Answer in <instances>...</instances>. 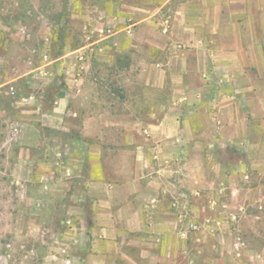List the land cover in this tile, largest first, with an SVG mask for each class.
<instances>
[{"label":"crops","instance_id":"0c3cea01","mask_svg":"<svg viewBox=\"0 0 264 264\" xmlns=\"http://www.w3.org/2000/svg\"><path fill=\"white\" fill-rule=\"evenodd\" d=\"M70 18L102 36L64 56H46L35 76L50 79L48 70L68 54L74 66L87 64L80 53L101 43L132 66L128 79L158 96L141 107L135 95L126 105L132 120L124 126L139 135L125 138L123 150L108 134L102 89L97 104L77 105L76 97L88 92L81 87L85 74L73 75L68 90L22 97L36 117L9 127L28 152L52 145L51 156L36 158L37 168L53 167L39 173L43 191L68 179L74 191L63 222L70 242L83 241L82 251L57 246L52 256L62 264H176L179 246L180 255L186 252L189 223L202 235L229 222L240 228L248 218L264 225V6L258 0H70ZM33 161L21 152L11 170L21 190L34 175ZM193 205L224 213L186 222L185 209Z\"/></svg>","mask_w":264,"mask_h":264},{"label":"rangeland","instance_id":"374dc122","mask_svg":"<svg viewBox=\"0 0 264 264\" xmlns=\"http://www.w3.org/2000/svg\"><path fill=\"white\" fill-rule=\"evenodd\" d=\"M258 4L264 6V0H258ZM0 25L11 29L0 28V82L16 78L0 88V264H62L61 259L56 260L52 256L57 253V246H72L78 252L82 251L79 244L83 241L70 242V230L63 222L69 216L68 206L75 203L70 195L74 191L68 189L69 179L58 180V187L52 186L49 191H43L39 173L53 167L46 162L37 168L36 158L44 154L51 156L52 145L45 146L43 150L34 147L28 152L19 145L18 132L9 127L10 121H20L31 115L36 117L35 113L26 112L28 106L22 102V97L34 93L41 98L38 91L54 87L68 90L72 83L69 79L73 75L79 77L85 74L81 87L88 92L76 97L77 105L84 104L85 99L97 104L102 89L103 98L109 105L111 124L108 134L119 140L120 144H115V147H123V150L126 148L125 138L139 135L136 129L124 126L132 120L126 105L131 104L132 97L137 95L139 105L145 107L158 94L155 89L128 79L133 75L132 66L124 61L122 54L101 43L82 50L80 55L88 56L85 60L87 64L74 66L73 57L68 54L53 65V73L48 70L50 79L42 80L35 76L36 68L44 63L46 56H64L79 45L102 36L97 28L80 29L83 21L70 18V0H0ZM103 54L110 55V59L102 58ZM259 84L264 91V80ZM6 90H14V94H7ZM46 104L50 103L45 99ZM143 112L139 113L142 119ZM114 122L120 123V126L117 127ZM46 132L53 133L50 129ZM69 134L64 131L61 136L68 138ZM21 152L30 153L34 159V175L23 190L11 175ZM250 178L248 182L252 181ZM37 199L41 200L40 204H37ZM185 210L186 222L202 221L204 215L219 218L224 213L223 209L202 211L194 205ZM263 231L264 225L252 218L244 220L240 228L229 222L215 232L216 236L211 231L202 235L201 231L192 229L185 241L186 252L183 250L186 257L180 255L179 246L174 262L264 264ZM202 236L204 239H198Z\"/></svg>","mask_w":264,"mask_h":264},{"label":"built area","instance_id":"2783aa9c","mask_svg":"<svg viewBox=\"0 0 264 264\" xmlns=\"http://www.w3.org/2000/svg\"><path fill=\"white\" fill-rule=\"evenodd\" d=\"M189 227L191 229H196L197 228V226L194 223H189Z\"/></svg>","mask_w":264,"mask_h":264}]
</instances>
